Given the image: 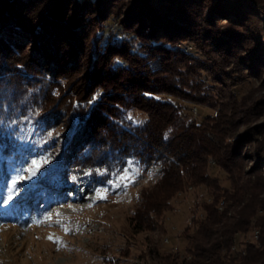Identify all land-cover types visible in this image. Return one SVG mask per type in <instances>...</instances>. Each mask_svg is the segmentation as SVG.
<instances>
[{
  "label": "trees",
  "instance_id": "obj_1",
  "mask_svg": "<svg viewBox=\"0 0 264 264\" xmlns=\"http://www.w3.org/2000/svg\"><path fill=\"white\" fill-rule=\"evenodd\" d=\"M126 1L0 0V158L17 164L30 151L28 138L64 119L74 134H66L65 150L63 141L53 150L61 157L58 171L40 187L27 184L34 199L43 201L40 188L51 185L67 191L88 172L104 180L130 155L158 160L160 172L141 193L134 218L139 229L189 187L204 186L209 199L185 229V253L157 252L156 264H264V137L257 138L264 123L233 145L225 135L243 103L224 104L214 109L216 118L206 114L200 122L182 117L179 106H202L190 93L199 84L191 78L197 66L222 67L230 58L261 64L264 0H130L119 17ZM214 15L226 21L218 24ZM187 40L194 51L178 48ZM63 79L78 83L63 89ZM130 110L146 113L145 121L129 122ZM248 142L254 153H242ZM248 157L256 164L245 170ZM209 160L226 185L208 172ZM5 181L0 164V209L8 219L18 187ZM254 228L258 238L244 239Z\"/></svg>",
  "mask_w": 264,
  "mask_h": 264
},
{
  "label": "rangeland",
  "instance_id": "obj_2",
  "mask_svg": "<svg viewBox=\"0 0 264 264\" xmlns=\"http://www.w3.org/2000/svg\"><path fill=\"white\" fill-rule=\"evenodd\" d=\"M129 2L127 0L122 6L119 17L123 16ZM114 8L116 11V6ZM213 17L218 24L226 21L219 16ZM116 24L114 21L110 27L112 32H115ZM177 46L183 52L195 50L189 40ZM236 59L224 61L222 67L215 65L213 70H200L197 66V72L191 73V78L199 84L190 93L202 106L195 107L196 103L188 101L179 103L181 116L198 122L204 121L206 114L216 118L214 109L221 110L224 104L243 103L240 112L236 113V125L225 135V142L233 145L238 144V136L247 128L264 123V104L261 103L264 101V58L258 65L252 60L239 62ZM71 82L63 79L60 84L63 89L71 90L77 81L74 79L70 86ZM246 109L250 111L242 113ZM63 113L66 115L65 110ZM146 117L140 110H130L127 120L141 124ZM56 123L52 131L27 139L25 143L30 151L20 154L22 157L17 159V164L0 158L6 185L10 182L11 186L18 187L10 218L5 219L0 209V264H156L157 252L163 255L171 251L182 256L185 253V229L191 225L193 216L202 217L200 203L209 198L204 186L189 187L171 198L169 206L163 207L159 214L152 213L153 221L149 226L139 229L134 218L141 206V193L153 186L160 172L158 160L143 161L130 155L117 168L105 172L107 178L104 180L96 173L88 172L67 191L64 187H59V191L53 185L49 187L51 191L40 188V195H45L43 201L34 199L33 193L29 195L27 184L40 187L39 182L45 183L58 171L55 166L61 157L53 150L62 141V150H65V144L69 142L65 120ZM74 131H69L70 135ZM257 134L259 140L263 139L264 133ZM241 147L242 153H254V143H244ZM45 159L47 163L28 171L33 160ZM255 164L249 157L243 161L245 170ZM260 167L264 172V165ZM220 170L214 160H209L208 172L221 176V183L226 185L225 175ZM20 176L27 178L18 180ZM101 192L106 194L105 198L98 196ZM4 203L5 193L0 191V208ZM255 230L258 229L248 232L244 239L255 240ZM50 235L56 239H49Z\"/></svg>",
  "mask_w": 264,
  "mask_h": 264
},
{
  "label": "snow or ice",
  "instance_id": "obj_3",
  "mask_svg": "<svg viewBox=\"0 0 264 264\" xmlns=\"http://www.w3.org/2000/svg\"><path fill=\"white\" fill-rule=\"evenodd\" d=\"M93 99H95V97H93ZM42 163H47V159L43 160V161H38V160H33L31 162V167L28 169L29 172H32L33 169H36V168H39L41 166ZM27 177H23V176H20L18 177L17 179L18 180H23V179H26ZM15 183V182H14ZM105 193L101 192V193H98V196L100 198H105ZM9 199H11V197H9ZM67 230V229H66ZM49 239H56L54 238L53 236H49Z\"/></svg>",
  "mask_w": 264,
  "mask_h": 264
},
{
  "label": "bare ground",
  "instance_id": "obj_4",
  "mask_svg": "<svg viewBox=\"0 0 264 264\" xmlns=\"http://www.w3.org/2000/svg\"><path fill=\"white\" fill-rule=\"evenodd\" d=\"M258 234H259V231L258 230H255L254 231V234H253L254 239H257L258 238ZM235 248H236V246H234L233 249H235Z\"/></svg>",
  "mask_w": 264,
  "mask_h": 264
}]
</instances>
